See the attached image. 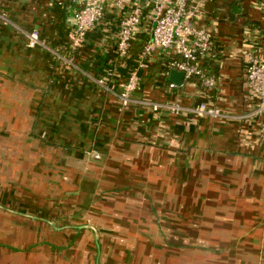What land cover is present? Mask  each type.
<instances>
[{
	"label": "crops",
	"instance_id": "0c3cea01",
	"mask_svg": "<svg viewBox=\"0 0 264 264\" xmlns=\"http://www.w3.org/2000/svg\"><path fill=\"white\" fill-rule=\"evenodd\" d=\"M135 1L107 6L75 45L71 0H0V264H264V110L244 70L249 51L264 57V0L201 1L214 93L169 87L175 56L157 48L123 106L108 73L126 82L155 24L140 1L130 56L118 55ZM33 28L43 44L30 48ZM202 100L225 115L147 103Z\"/></svg>",
	"mask_w": 264,
	"mask_h": 264
},
{
	"label": "built area",
	"instance_id": "2783aa9c",
	"mask_svg": "<svg viewBox=\"0 0 264 264\" xmlns=\"http://www.w3.org/2000/svg\"><path fill=\"white\" fill-rule=\"evenodd\" d=\"M123 0H71L74 7V27L72 38L75 45L79 44L85 37L93 31L104 19L107 6L120 8L122 10ZM142 5H153L154 12L152 20L154 27L152 39L148 41L137 59V66L128 75L126 82L121 83L114 71L108 73L112 79L111 89L116 90L121 104L129 105L133 102L132 93L141 87V78L138 69L146 65V60L157 48L172 51L175 57L167 59L165 66L167 72L176 69L184 71L185 78L195 79L206 91V94L214 93L217 89V80L214 75L208 74L203 65L209 57L213 56L214 40L212 35L203 26L196 24V17L200 11L202 0H136L134 5L121 15L117 22L118 39L117 53L120 57L129 58L133 46V41L137 38L143 17ZM0 20L7 21L4 13H0ZM264 48V31L262 33ZM27 46L34 48L42 45L40 32L33 28L27 34ZM245 77L253 95L261 103L260 113L264 110V57L256 56L252 51L246 53ZM100 83H105V79H100ZM169 87L176 88L177 84L169 83ZM146 103V102H145ZM155 112L168 111L179 116L185 112L195 113L199 117H222L225 114L220 108L209 105L207 100L200 101L196 106H184L173 101H150ZM247 116V115H246ZM258 134L264 139V121L259 127ZM99 158L98 153L95 154Z\"/></svg>",
	"mask_w": 264,
	"mask_h": 264
},
{
	"label": "water",
	"instance_id": "95a60500",
	"mask_svg": "<svg viewBox=\"0 0 264 264\" xmlns=\"http://www.w3.org/2000/svg\"><path fill=\"white\" fill-rule=\"evenodd\" d=\"M184 78H185L184 71H179L176 69L170 71V80L176 83L177 85H182Z\"/></svg>",
	"mask_w": 264,
	"mask_h": 264
},
{
	"label": "trees",
	"instance_id": "16d2710c",
	"mask_svg": "<svg viewBox=\"0 0 264 264\" xmlns=\"http://www.w3.org/2000/svg\"><path fill=\"white\" fill-rule=\"evenodd\" d=\"M204 66V65H203ZM165 68H166V66H165Z\"/></svg>",
	"mask_w": 264,
	"mask_h": 264
}]
</instances>
